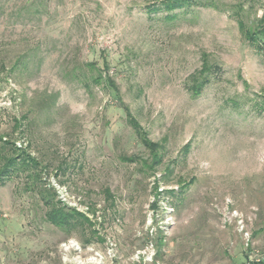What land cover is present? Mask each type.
<instances>
[{"label":"rangeland","instance_id":"rangeland-1","mask_svg":"<svg viewBox=\"0 0 264 264\" xmlns=\"http://www.w3.org/2000/svg\"><path fill=\"white\" fill-rule=\"evenodd\" d=\"M176 1L0 0V136L38 161L0 183V264H64L71 238L103 264L264 259V35L238 25L264 0Z\"/></svg>","mask_w":264,"mask_h":264},{"label":"trees","instance_id":"trees-1","mask_svg":"<svg viewBox=\"0 0 264 264\" xmlns=\"http://www.w3.org/2000/svg\"><path fill=\"white\" fill-rule=\"evenodd\" d=\"M183 0H178L174 4L168 5L167 8L172 9L176 6H179L181 3H183ZM259 27L255 32L251 33L250 29L245 28V24L239 20L238 25L239 29L242 31L244 36L248 37L249 40H251L253 43H258L257 34H263L264 35V14L261 15V17L258 19ZM255 34V35H252ZM264 44V41L261 43ZM260 103L262 107L260 110H264V94L260 95ZM133 126V125H132ZM135 132L140 135L139 129L136 127H133ZM142 143L144 144L145 141L142 139ZM7 145H10V147L13 150H16L17 148L14 146V142L9 141L7 139H3L0 136V183L5 182L6 175L12 171L15 170H24L26 169L28 165L34 163L36 166L38 161H36L34 158L29 157L27 154L26 158L22 156L23 158H19L18 154L14 155H8L10 148L7 147ZM19 159L20 164H17V160ZM28 162V164H27ZM36 173H34V176ZM44 204L46 206H54V203H50L48 199H44ZM46 219L48 222L53 224L54 226L64 229V230H72V229H79L83 230L85 226H90V222L88 219L82 215L81 213H78L74 210L71 211H58L57 209L52 210L50 213L46 215ZM91 240L89 238H83L84 245L89 244ZM256 264H264V259L262 261H259V263Z\"/></svg>","mask_w":264,"mask_h":264},{"label":"built area","instance_id":"built-area-1","mask_svg":"<svg viewBox=\"0 0 264 264\" xmlns=\"http://www.w3.org/2000/svg\"><path fill=\"white\" fill-rule=\"evenodd\" d=\"M56 192L58 194L59 199L62 202H65L69 206L75 208L76 210L84 213L87 216L89 215L87 206H80L79 203L72 202L69 200V196L63 187L53 184ZM73 198V197H72ZM107 247L105 249V253L107 256L114 255V247L115 243L111 239H107ZM60 248L62 250V260L64 261V264H103L104 263V253H102L101 250L96 248L93 244L88 245H80L76 240L74 239H67L60 243ZM70 253L74 256H70ZM139 255H144L145 259L149 260L152 255V247L150 244H148L145 249L138 250L135 253V256L138 257ZM260 259H257V262H259Z\"/></svg>","mask_w":264,"mask_h":264}]
</instances>
